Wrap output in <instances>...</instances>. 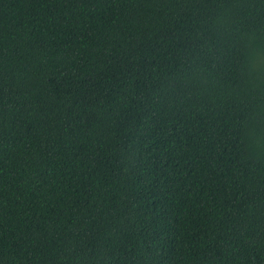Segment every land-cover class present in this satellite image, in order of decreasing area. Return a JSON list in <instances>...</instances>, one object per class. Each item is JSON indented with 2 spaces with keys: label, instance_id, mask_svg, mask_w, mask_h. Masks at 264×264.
<instances>
[{
  "label": "trees",
  "instance_id": "1",
  "mask_svg": "<svg viewBox=\"0 0 264 264\" xmlns=\"http://www.w3.org/2000/svg\"><path fill=\"white\" fill-rule=\"evenodd\" d=\"M0 264H264V0H0Z\"/></svg>",
  "mask_w": 264,
  "mask_h": 264
}]
</instances>
